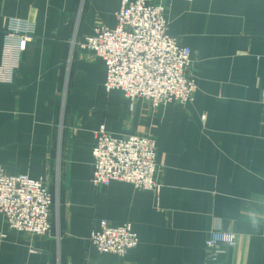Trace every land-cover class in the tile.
I'll list each match as a JSON object with an SVG mask.
<instances>
[{"label":"crops","instance_id":"crops-1","mask_svg":"<svg viewBox=\"0 0 264 264\" xmlns=\"http://www.w3.org/2000/svg\"><path fill=\"white\" fill-rule=\"evenodd\" d=\"M166 4L196 89L184 105L153 107L107 92L103 59L78 45L95 25L115 27L119 0H0L1 73L10 21L34 27L0 80V166L41 180L57 207L46 235L11 230L0 213V264H264V0ZM101 124L155 138L159 192L92 184ZM101 219L130 223L138 244L123 256L98 251L88 236ZM214 227L236 243L208 262Z\"/></svg>","mask_w":264,"mask_h":264},{"label":"built area","instance_id":"built-area-1","mask_svg":"<svg viewBox=\"0 0 264 264\" xmlns=\"http://www.w3.org/2000/svg\"><path fill=\"white\" fill-rule=\"evenodd\" d=\"M116 25H95L93 33L78 43L92 51L106 66L104 88L119 90L127 101L142 98L153 107L165 103L186 104L194 97L196 84L191 74V49L168 33L166 0H119ZM31 22L12 19L5 37L4 64L10 80L18 54L33 34ZM10 57V61H9ZM156 140L152 135L118 137L101 124L94 132L91 147L94 186L113 181L132 184L142 191L159 192L162 182L156 163ZM54 199L39 179L26 174H8L0 166V213L11 230L46 235L52 229ZM88 240L98 251L125 255L138 244L130 223L111 225L101 219ZM236 243L232 230L214 227L204 240V258L218 261Z\"/></svg>","mask_w":264,"mask_h":264},{"label":"rangeland","instance_id":"rangeland-1","mask_svg":"<svg viewBox=\"0 0 264 264\" xmlns=\"http://www.w3.org/2000/svg\"><path fill=\"white\" fill-rule=\"evenodd\" d=\"M56 210H57V207L56 205H54V207L52 208V212L54 211V215L56 214Z\"/></svg>","mask_w":264,"mask_h":264}]
</instances>
